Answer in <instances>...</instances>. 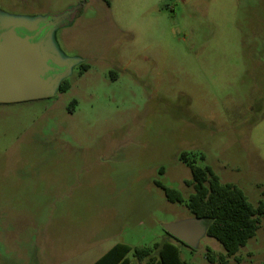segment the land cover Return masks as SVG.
Listing matches in <instances>:
<instances>
[{"label":"rangeland","instance_id":"374dc122","mask_svg":"<svg viewBox=\"0 0 264 264\" xmlns=\"http://www.w3.org/2000/svg\"><path fill=\"white\" fill-rule=\"evenodd\" d=\"M82 1L0 0V14L59 17L51 45L74 61L66 91L0 102V264L162 241V223L191 216L182 152L264 205V0ZM180 250L264 264V214L234 255L207 235Z\"/></svg>","mask_w":264,"mask_h":264},{"label":"trees","instance_id":"16d2710c","mask_svg":"<svg viewBox=\"0 0 264 264\" xmlns=\"http://www.w3.org/2000/svg\"><path fill=\"white\" fill-rule=\"evenodd\" d=\"M84 3L85 0L77 7V13L82 11ZM81 68L86 70L88 64L81 63ZM68 88V79H62L58 90L66 91ZM180 158L189 165L192 173V180H187L186 183L192 186L193 191L185 203L191 216L206 219V235L215 238L227 256L236 254L259 228L261 216L264 214L263 203L259 202L254 206L240 187L230 182L222 183L210 166L196 165L194 159H188L187 153L182 152ZM156 184L162 188L168 200L184 202L179 190L159 181ZM163 231L168 240L157 241L150 246H131L117 242L92 264H135L128 257L130 252L136 258V264H188L180 256V246H189L164 229ZM207 257L210 261L214 260L211 254H207ZM219 263L242 264L231 263L224 255L219 257Z\"/></svg>","mask_w":264,"mask_h":264},{"label":"water","instance_id":"95a60500","mask_svg":"<svg viewBox=\"0 0 264 264\" xmlns=\"http://www.w3.org/2000/svg\"><path fill=\"white\" fill-rule=\"evenodd\" d=\"M59 17L27 19L0 14V102L52 95L74 61L61 58L50 37ZM63 70L58 71V69ZM165 231L191 248L206 235V219L189 216L162 223Z\"/></svg>","mask_w":264,"mask_h":264},{"label":"crops","instance_id":"0c3cea01","mask_svg":"<svg viewBox=\"0 0 264 264\" xmlns=\"http://www.w3.org/2000/svg\"><path fill=\"white\" fill-rule=\"evenodd\" d=\"M163 232H164V231H163ZM163 240H168V237L166 236L165 233H164V235H163ZM199 244H200V243H199ZM106 251H107V250H106ZM106 251H105V252H106ZM180 251H181V250H180ZM105 252H104V253H105ZM104 253H103V254H104ZM101 255H102V254H101ZM101 255H100V256H101ZM100 256H99V257H100ZM99 257H97L96 259H98ZM128 257L130 258L131 262H133V263L136 264V258H135L134 256H132L131 252L128 254ZM96 259H95V260H96ZM95 260H94V261H95ZM94 261H93V262H94ZM93 262H91L90 264H92Z\"/></svg>","mask_w":264,"mask_h":264},{"label":"flooded vegetation","instance_id":"af4514ba","mask_svg":"<svg viewBox=\"0 0 264 264\" xmlns=\"http://www.w3.org/2000/svg\"><path fill=\"white\" fill-rule=\"evenodd\" d=\"M59 22H60V21H58V22L56 23V25H57ZM72 66H73V65H72ZM72 66H71V67H72ZM80 66H81V64H80ZM70 69H71V68H70ZM61 70H63V68L58 69V71H61ZM81 71H82V68H81ZM83 71H84V70H83ZM64 78H66V77H64ZM64 78H63V79H64ZM61 80H62V79H61ZM61 80H60V81H61ZM59 83H60V82H59ZM57 89H58V88H57Z\"/></svg>","mask_w":264,"mask_h":264}]
</instances>
